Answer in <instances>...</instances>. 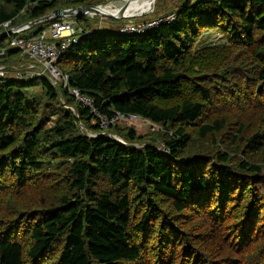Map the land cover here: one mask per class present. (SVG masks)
I'll list each match as a JSON object with an SVG mask.
<instances>
[{"label": "trees", "instance_id": "16d2710c", "mask_svg": "<svg viewBox=\"0 0 264 264\" xmlns=\"http://www.w3.org/2000/svg\"><path fill=\"white\" fill-rule=\"evenodd\" d=\"M105 1L0 0V33ZM175 13L139 35L77 18L92 33L58 64L103 113L162 127L150 139L103 134L47 77L0 79V264H264V0H185ZM207 30L226 45L200 48ZM257 112L252 130L243 118Z\"/></svg>", "mask_w": 264, "mask_h": 264}, {"label": "built area", "instance_id": "2783aa9c", "mask_svg": "<svg viewBox=\"0 0 264 264\" xmlns=\"http://www.w3.org/2000/svg\"><path fill=\"white\" fill-rule=\"evenodd\" d=\"M174 19V16L150 19L149 22H145L142 25H140L141 23H132L130 21L121 27V29L117 30V33L124 35L144 34L158 28V26L165 22H172ZM2 27L3 30L1 33L11 30L13 27L12 21L4 23ZM97 30L101 31V28ZM15 32L16 30H13V33ZM91 33L92 31H88L82 27L75 18L53 19L50 25L34 38L22 39L18 36L11 37L8 34L7 45L0 47V59L5 58L7 51L11 48L21 50L23 56L29 58V63H25L17 69L14 76L15 79L29 81L35 78L47 77L55 87L62 86L74 98L77 104L89 110L92 116V124L97 125L103 134H107L111 128L117 126L144 125L146 121L136 114H127L118 111L111 115L103 113L95 105V101L91 96L70 85L68 75L59 68V61L65 56L68 48L78 44L83 36ZM6 78L7 66L0 65V79L5 80ZM69 109L75 112L74 108L69 107ZM87 134L90 137L98 136V134L89 131H87ZM108 135L116 138V136L110 133ZM121 142L124 143L123 140Z\"/></svg>", "mask_w": 264, "mask_h": 264}, {"label": "rangeland", "instance_id": "374dc122", "mask_svg": "<svg viewBox=\"0 0 264 264\" xmlns=\"http://www.w3.org/2000/svg\"><path fill=\"white\" fill-rule=\"evenodd\" d=\"M184 1L185 0H155V3L153 4L151 10H148L147 12H139L135 17L132 16V17L122 18V19L116 20V19H110V18L101 16V15H94L92 17L88 16L87 23L91 27H95V28H99V29L101 28L107 32H114L116 29L117 30L121 29V27H123L125 24H127L130 21H132V23H141L140 25H142L145 22H149L150 19H159V18H165L168 16L177 15V13H175V12H177L181 8ZM125 4H126L125 0H107L103 4H101V6H103L102 8H106V7L110 6L113 8L120 9ZM165 23H163V24H165ZM226 43H227L226 39L224 38L223 34L219 30H209V31L207 30L203 34V37L201 38L199 47L200 48L209 47V46H220L221 47L223 45L225 46ZM219 58H220V56H219ZM217 64H218L217 57L216 56L210 57L209 65H211L213 67ZM195 68L198 72H200V68L197 65L195 66ZM8 75L12 76L13 74L8 73ZM66 107L69 108V106H66ZM258 117H259L258 112L256 114H249L243 118V122H245V124L249 125V127H251L252 130L253 129L256 130L254 125L256 123L259 124ZM132 127L137 131L138 135L147 136L148 139L152 138L154 132H156L157 130L159 132L160 129L162 128L159 125H156V124L151 123V122H146L144 125L133 124ZM81 128H82V126H81ZM82 130H84L86 133L88 131L85 128H82ZM118 136H116V138L120 137V136L119 137ZM112 139L115 140L114 137ZM119 139H121V138H119ZM123 139H121V140H123ZM123 142L126 143L124 140H123ZM150 143L151 142H147V144L146 143H143V144L135 143L134 145L135 146H142L144 144L148 145Z\"/></svg>", "mask_w": 264, "mask_h": 264}, {"label": "bare ground", "instance_id": "6f19581e", "mask_svg": "<svg viewBox=\"0 0 264 264\" xmlns=\"http://www.w3.org/2000/svg\"><path fill=\"white\" fill-rule=\"evenodd\" d=\"M125 2H126V4L129 5V7H128L126 13H125V16L126 17L127 16L128 17L134 16L135 17L139 12H147L148 10H151L153 4L155 3V0H153V1L152 0H125ZM101 10L103 12H105V13H111L113 15H117L118 12H119L118 8H113V7H110V6L106 7V8H102ZM90 14L91 15H85V16H91V17L94 16V13H90ZM173 16H174L175 19L172 22H166L165 24H170V23L175 22L177 20L178 16L177 15H173ZM42 23H44V22H42ZM39 24H41V23H39ZM161 25H163V24H161ZM21 26H23V25H21ZM34 26H36V25H34ZM34 26H32V27H34ZM30 28L31 27H28V26H24V27L13 26L12 29H11V34L10 35H11V37L18 36L19 38H22V39H30V38H34V37L38 36L39 34H41L43 32V30H42L40 33H38V34H36L34 36L24 37L23 33L28 31V30H30ZM13 30H16V32L13 33ZM72 46H70V47H72ZM9 50H14V51L19 53V59H20V63L19 64H17V65H14V64L6 65L7 66V78H15L14 76H15V74L17 72V69H19L23 64L29 63V58L27 56H23L22 51L19 50V49L11 48ZM8 73H11L13 75L9 76ZM117 140L118 141H122L119 138H117Z\"/></svg>", "mask_w": 264, "mask_h": 264}, {"label": "water", "instance_id": "95a60500", "mask_svg": "<svg viewBox=\"0 0 264 264\" xmlns=\"http://www.w3.org/2000/svg\"><path fill=\"white\" fill-rule=\"evenodd\" d=\"M103 6L98 5V6H90V5H83V6H78L75 8H69V9H57L52 11L51 13L47 14L46 16H43L40 19H37L35 21L29 22L23 26L20 27H24V26H28V27H32L34 25H37L39 23L42 22H47L49 20H53V19H59V18H80L83 17L85 15H91L90 13H94V15H101L110 19H122V18H127L125 16V13L129 7L128 4H125L124 6H122L119 9V12L117 15H113L111 13H105L103 12L102 9ZM8 34H11V30H8L7 32H3L1 33L0 37H7ZM116 141H118L115 138ZM121 144V141H118Z\"/></svg>", "mask_w": 264, "mask_h": 264}, {"label": "crops", "instance_id": "0c3cea01", "mask_svg": "<svg viewBox=\"0 0 264 264\" xmlns=\"http://www.w3.org/2000/svg\"><path fill=\"white\" fill-rule=\"evenodd\" d=\"M17 59V58H16ZM15 59V63H14V65H17V64H19L20 63V59L18 58L17 60Z\"/></svg>", "mask_w": 264, "mask_h": 264}, {"label": "clouds", "instance_id": "9594fccd", "mask_svg": "<svg viewBox=\"0 0 264 264\" xmlns=\"http://www.w3.org/2000/svg\"><path fill=\"white\" fill-rule=\"evenodd\" d=\"M59 19H62V18H59ZM52 21V20H51ZM99 29V28H98ZM101 31H104L106 32L105 30L101 29ZM114 33H117V29L114 31Z\"/></svg>", "mask_w": 264, "mask_h": 264}]
</instances>
